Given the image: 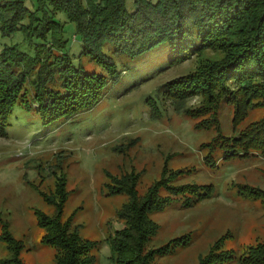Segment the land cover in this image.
Masks as SVG:
<instances>
[{"label":"rangeland","instance_id":"obj_1","mask_svg":"<svg viewBox=\"0 0 264 264\" xmlns=\"http://www.w3.org/2000/svg\"><path fill=\"white\" fill-rule=\"evenodd\" d=\"M35 1L27 5L35 9ZM86 1L70 0V11ZM54 11L65 27L73 61L106 75L107 84L91 109L51 121L37 110L34 87L27 84L19 92L7 133L0 136V264H57L56 249L43 241L37 212H55L46 197L59 201L62 183L65 219L74 215L73 228L93 242L95 263L118 264L108 239L124 226L118 212L128 196L111 193L110 186L135 173L138 191L145 195L173 171L169 184L200 188L173 194L164 209L152 213L160 227L147 248L161 251L150 264H201L210 254L213 262L223 259L219 264H244L254 248L264 247V136L254 146L249 142L252 130L264 124V95L245 97V111L238 117L233 91L214 100L202 94L187 97L178 110L162 85L222 60L225 52L206 48L175 64L169 42L133 58L112 53L118 72L113 78L106 66L81 55L75 24L65 12ZM36 43L21 31L0 34V49L18 44L34 54ZM160 193L169 190L162 187ZM206 193L193 205L184 204L185 198ZM6 231L21 241L17 256L2 238Z\"/></svg>","mask_w":264,"mask_h":264},{"label":"trees","instance_id":"obj_2","mask_svg":"<svg viewBox=\"0 0 264 264\" xmlns=\"http://www.w3.org/2000/svg\"><path fill=\"white\" fill-rule=\"evenodd\" d=\"M27 1L0 0V34L11 36L21 31L26 40L37 41L34 54L21 50L18 44L0 49V136L6 135L18 94L27 84L34 87L33 102L46 121L91 109L103 97L106 75L89 72L73 61L65 27L54 9L65 12L75 24L83 45L81 55L106 66L113 78L118 72L112 53L133 58L169 42L173 49L170 63L175 64L206 48L225 52L222 60L203 64L198 71L162 85L163 94L175 99L178 110L183 109L187 97L202 94L214 100L233 91L238 117L245 111V97L264 95V0H133L131 6L128 0H87L88 5L78 3L73 11L70 0H36L35 9ZM235 83L237 87L231 90ZM237 93L243 97L239 99ZM185 112L197 116L194 110ZM249 136L253 145L264 136V124ZM174 175L173 171L169 178L157 181L145 195L138 191L135 173L115 179V185L110 186L111 193L128 196L118 212L124 226L108 239L118 264H150L161 251L147 248L160 227L152 213L164 209L173 194L200 188L169 184ZM162 187L169 190L168 195L160 193ZM58 194L59 201L46 197L56 207L52 215L37 212L38 223L45 230L43 241L56 249L57 264H96L91 254L93 242L83 240L73 228L74 215L65 219L64 183L58 186ZM207 195L187 197L184 204L193 205ZM2 238L19 255L21 241L9 231ZM213 255L201 264L223 260L213 262ZM248 258L242 262L264 264V247L254 248Z\"/></svg>","mask_w":264,"mask_h":264}]
</instances>
